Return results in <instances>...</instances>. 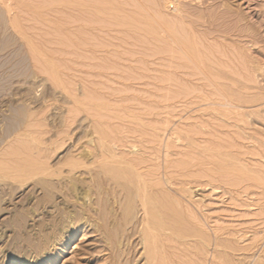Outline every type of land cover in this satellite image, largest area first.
I'll return each instance as SVG.
<instances>
[{"label":"rangeland","instance_id":"obj_1","mask_svg":"<svg viewBox=\"0 0 264 264\" xmlns=\"http://www.w3.org/2000/svg\"><path fill=\"white\" fill-rule=\"evenodd\" d=\"M226 1L0 4V264H137L143 179L156 264H264V0Z\"/></svg>","mask_w":264,"mask_h":264},{"label":"bare ground","instance_id":"obj_2","mask_svg":"<svg viewBox=\"0 0 264 264\" xmlns=\"http://www.w3.org/2000/svg\"><path fill=\"white\" fill-rule=\"evenodd\" d=\"M171 1H173L174 3H175V9H179V2H180V0H171ZM214 1V0H213ZM193 2V1H192ZM199 3H201L202 5H205V6H208L209 4H208V2H207V0H199ZM210 3V2H209ZM0 4L1 5H4L5 7H7L8 8V12H9V9H11V8H9V6H12L11 4H10V0H0ZM223 4V3H222ZM225 8H227V9H235V8H233V6H232V2H231V0L229 1H226L225 2ZM238 6V5H237ZM209 7V6H208ZM144 8V7H143ZM12 10V9H11ZM239 11V10H238ZM147 12V11H146ZM230 12V11H229ZM148 13V12H147ZM150 13V12H149ZM148 13V14H149ZM225 13V12H224ZM11 14V13H10ZM231 14V13H230ZM10 16V15H9ZM12 18V17H11ZM225 18V17H224ZM11 22V21H10ZM14 23V22H13ZM11 24H12V22H11ZM16 27V26H15ZM160 27V26H159ZM190 27V26H189ZM209 28V27H208ZM181 29V28H180ZM163 30V29H162ZM173 30V29H172ZM183 33V32H182ZM168 34V33H167ZM192 34V33H191ZM160 35V34H159ZM175 35H177V34H175ZM169 36V35H168ZM180 36V35H179ZM190 36V35H189ZM255 36V35H254ZM162 37H163V35H162ZM170 38V37H169ZM178 38V37H177ZM177 38H176V40H177ZM191 38V37H190ZM193 38V37H192ZM184 40H186V38H183ZM252 39V38H251ZM258 39V38H257ZM172 40V39H171ZM191 41V40H190ZM178 42V41H177ZM188 42V41H187ZM191 43V42H190ZM186 45V44H185ZM181 46V45H180ZM172 47V46H171ZM178 47V46H177ZM173 48V47H172ZM182 48V47H181ZM184 48H187V47H184ZM175 49V48H174ZM183 49V48H182ZM154 50V49H153ZM182 51H184V50H182ZM171 53V52H170ZM192 54V53H191ZM189 55V54H188ZM198 57V56H197ZM180 62V61H179ZM227 101V100H226ZM64 123V122H63ZM154 127V126H153ZM70 139V138H69ZM173 139V138H172ZM105 140V139H104ZM93 141V140H92ZM106 141V140H105ZM109 141V140H108ZM99 142V141H98ZM106 142H100V144H101V149L100 150H102V152H104L103 153V155H105L106 153H107V151H111L110 150V147H105V145H103V144H105ZM122 143V142H121ZM153 143V142H152ZM99 144V145H100ZM106 145H108V144H106ZM112 145V144H111ZM124 145V144H123ZM119 147V146H118ZM124 147V146H123ZM122 147V148H123ZM136 148V147H135ZM133 149V148H132ZM140 150V149H139ZM113 151V150H112ZM121 152V151H120ZM152 152V151H151ZM100 153V152H99ZM109 154V153H108ZM102 155V156H103ZM114 154L112 153V156H113ZM111 156V155H110ZM115 156V155H114ZM119 156V155H118ZM141 157V156H140ZM156 157V156H155ZM117 158H119V157H117ZM122 158V157H121ZM126 158V157H125ZM154 158V157H153ZM132 159V158H131ZM137 159V158H136ZM125 160V159H124ZM58 161V160H57ZM119 161V160H118ZM122 161V160H121ZM140 161V160H139ZM126 162H128V161H126ZM157 162V161H156ZM140 163V162H139ZM132 164V166H137V164H135V163H131ZM130 164V165H131ZM121 165V164H120ZM75 166V165H74ZM106 167V166H105ZM128 167H130V166H128ZM154 167H155V165H154ZM157 167V166H156ZM155 167V168H156ZM147 168V167H146ZM163 168V167H162ZM132 169H134V168H132ZM137 170H138V167L136 168ZM39 170V169H38ZM113 170V169H112ZM120 171L119 172H121L122 171V169H119ZM136 170V171H137ZM124 171H125V169H124ZM130 171V170H129ZM34 172H35V170H34ZM48 172V171H47ZM114 173V172H113ZM124 174H125V172H123ZM123 173H121V174H123ZM120 174V175H121ZM141 174V173H140ZM32 175V174H31ZM126 175V174H125ZM125 175H123L124 177H126ZM128 175V174H127ZM137 175H139V174H137ZM142 175V174H141ZM117 176H119L118 174H117ZM122 176V175H121ZM142 176H144V175H142ZM141 176V177H142ZM146 176V175H145ZM138 177V176H137ZM147 177V176H146ZM145 177V178H146ZM174 177V176H173ZM117 178V177H116ZM121 178V177H120ZM138 178H140V175H139V177ZM144 178V177H143ZM142 178V179H143ZM141 179V178H140ZM131 180H133V179H131ZM144 180V179H143ZM116 181V182H118V184L122 187V189L123 190H125L126 192H127V194H129L130 192H132V190H134V187H138L137 188V190L136 191H134V192H136V198L139 200V201H141L139 204H142V208H143V210H144V217H143V219L140 221V234H141V237H142V246H143V252H141L142 254L140 255V257L139 258H141V259H139V258H135V260H133V263L135 262V261H137V260H140L137 264H140L141 263V261H142V259H145V264H156L157 263V252L154 250V246L153 245H155L156 244V242H157V240H156V235H153L155 232H157L158 231V229L160 228V227H158L159 225L157 224V222L159 221V219H158V213H157V209H158V207L159 206H157L156 208H155V203H156V199H155V191H154V189H156L153 185H150L149 184V182H148V180L147 181ZM168 180V179H167ZM71 181V180H70ZM174 181V180H173ZM168 182V181H167ZM157 184V183H156ZM155 185V184H154ZM69 186V185H68ZM67 186V187H68ZM113 186V185H112ZM69 189H70V191L72 192H77L78 191V189L79 188H77V186H76V184H75V181L73 182V181H71L70 182V186H69ZM136 189V188H135ZM161 190V189H160ZM97 191V190H96ZM81 192H85V191H81ZM81 192H79L78 191V194L80 195V196H78V195H76V196H78V198L77 199H80L79 197H81L82 195H84V199H88L89 200V194H88V192H85V193H82V195H81ZM69 193V192H68ZM157 194H158V192H156ZM125 194V193H124ZM131 194V193H130ZM129 194V195H130ZM95 195V194H94ZM99 195V194H98ZM128 195V196H129ZM100 197V196H99ZM109 197V196H108ZM107 197V198H108ZM82 198V197H81ZM157 198V197H156ZM159 198H160V196H159ZM76 199V200H77ZM81 200V199H80ZM87 200V201H88ZM137 200V201H138ZM88 203V202H87ZM159 204V203H158ZM139 207V206H138ZM87 208V207H86ZM175 208V207H174ZM54 209V208H53ZM84 210V209H83ZM105 211V210H104ZM85 213V212H84ZM84 215V214H83ZM108 215V214H107ZM74 216V215H73ZM80 216V215H79ZM84 217V216H83ZM87 217H89V216H87ZM100 218V217H99ZM98 218V219H99ZM92 220V219H91ZM86 221H88V222H90V224H91V221H90V219H88L87 218V220L85 219V222ZM74 222V221H73ZM69 224H70V222H69ZM93 224V223H92ZM163 226V225H162ZM70 227H72L73 229H71V230H69V232L70 233H68V236H66V239L68 238V237H71L72 236V234H74L75 233V231L77 230V227H75V224H71L70 225ZM66 231V230H65ZM130 231V230H129ZM74 232V233H73ZM161 233V232H160ZM122 235V234H121ZM63 237V236H62ZM129 237V236H128ZM127 237V238H128ZM132 237V236H131ZM121 240V239H120ZM132 240H133V238H132ZM141 240V239H140ZM60 241H63V238H61V240ZM215 241V240H214ZM213 241V242H214ZM223 241V240H222ZM160 242V241H159ZM57 243H59V242H57ZM63 242H60L59 244L61 245ZM124 244V243H123ZM135 243L133 242L132 244H131V238L129 237V239H128V242L126 243V245H127V247L128 248H132V245H134ZM140 244H138V245H140ZM219 244V243H218ZM64 245H65V243H64ZM119 245H122L121 244V242L119 243ZM125 245V246H126ZM135 246L136 245H134V249H135ZM55 247V246H54ZM58 247V246H57ZM229 248V247H228ZM54 249V248H53ZM133 249V250H134ZM141 249V248H140ZM264 249V248H263ZM140 251V250H139ZM226 251V250H225ZM229 251V250H228ZM118 252V251H117ZM42 253V252H41ZM56 254V250L54 249L53 250V252H52V254L50 255V257L48 258V257H45V256H43L44 257V259L42 260V262L40 263V264H47V261L49 260V264H50V262H52V260H53V257H54V255ZM34 255V254H33ZM119 255V254H118ZM36 256V255H35ZM218 257V256H217ZM215 258V257H214ZM226 259V258H225ZM235 260V259H234ZM222 262V261H221ZM24 264H28L26 261L24 262Z\"/></svg>","mask_w":264,"mask_h":264}]
</instances>
